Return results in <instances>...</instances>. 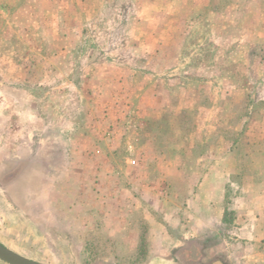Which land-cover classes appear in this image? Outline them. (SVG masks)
I'll list each match as a JSON object with an SVG mask.
<instances>
[{"label":"rangeland","instance_id":"rangeland-1","mask_svg":"<svg viewBox=\"0 0 264 264\" xmlns=\"http://www.w3.org/2000/svg\"><path fill=\"white\" fill-rule=\"evenodd\" d=\"M0 238L264 264V0H0Z\"/></svg>","mask_w":264,"mask_h":264},{"label":"water","instance_id":"water-1","mask_svg":"<svg viewBox=\"0 0 264 264\" xmlns=\"http://www.w3.org/2000/svg\"><path fill=\"white\" fill-rule=\"evenodd\" d=\"M0 259L8 264H45L23 256L0 243ZM217 264H220L217 262Z\"/></svg>","mask_w":264,"mask_h":264},{"label":"crops","instance_id":"crops-1","mask_svg":"<svg viewBox=\"0 0 264 264\" xmlns=\"http://www.w3.org/2000/svg\"><path fill=\"white\" fill-rule=\"evenodd\" d=\"M212 194H213V196L212 197H214L213 198V201L215 200V201H218V198H219V192H218V189L216 190V191H212ZM257 195H259L256 199H261V198H263V196H262V194H260L259 192L257 193ZM261 203V202H260ZM260 203H258V204H260ZM256 210L258 211V213H260L261 214V212H262V210L261 209H258V208H256ZM256 215V214H255ZM2 240H3V238H0V243H2L3 244V242H2ZM4 246H5V244H3ZM205 246V245H204ZM6 247H8V246H6ZM196 247L197 248H201V247H203V245H194V246H192V249H196ZM205 247H207V246H205ZM8 248H10V247H8ZM11 250H12V248H10ZM208 261H206L205 260V256L202 258V259H200L199 260V262H197V264H217V262H219L220 264H224V263H222V261H220V260H213L212 262H208Z\"/></svg>","mask_w":264,"mask_h":264},{"label":"trees","instance_id":"trees-1","mask_svg":"<svg viewBox=\"0 0 264 264\" xmlns=\"http://www.w3.org/2000/svg\"><path fill=\"white\" fill-rule=\"evenodd\" d=\"M17 171H18V168L14 169L13 170V173L7 175V178L12 179L14 177V175L17 173ZM196 249H199V248L196 247Z\"/></svg>","mask_w":264,"mask_h":264}]
</instances>
